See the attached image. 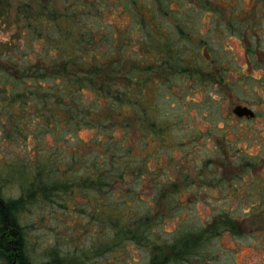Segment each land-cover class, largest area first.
Wrapping results in <instances>:
<instances>
[{
  "label": "rangeland",
  "instance_id": "1",
  "mask_svg": "<svg viewBox=\"0 0 264 264\" xmlns=\"http://www.w3.org/2000/svg\"><path fill=\"white\" fill-rule=\"evenodd\" d=\"M99 2L117 48L132 36L127 51L140 52L151 70L147 100L158 108L147 111L148 123H168L165 139L148 138L149 173L136 186L150 202L134 199L127 186L101 194L23 185L22 172L31 173L41 155L65 166L69 144L62 139L56 146L51 135L40 140L30 125L14 131L0 119V197L23 199L27 254L37 264H157L165 258L164 264H264V0H175L166 9L162 0ZM6 27L12 24L0 27V40L13 31ZM237 105L257 117L239 118ZM154 178L162 190L179 192L180 205L161 207L167 215L135 238L139 221L133 219L149 205H165L156 200ZM223 209L238 218L239 233L223 230L200 250H189L190 239L183 245L186 232H200Z\"/></svg>",
  "mask_w": 264,
  "mask_h": 264
},
{
  "label": "trees",
  "instance_id": "2",
  "mask_svg": "<svg viewBox=\"0 0 264 264\" xmlns=\"http://www.w3.org/2000/svg\"><path fill=\"white\" fill-rule=\"evenodd\" d=\"M99 1L108 3L65 0L60 8V0H0V27L12 24L6 28L13 29L9 37L0 40V106L5 109L0 119L12 123L14 131L22 133L30 125L40 140L51 135L56 146L60 147L62 139L69 144L71 159L65 166L51 160L54 156L41 155L31 173L22 172L23 185L36 184L44 192L87 189L101 194L127 186L134 199L150 202L136 186L146 182L149 173V157L144 155L148 138L165 139L162 133L168 123H148L147 111L156 113L158 108L147 100L151 70L140 52L134 56L127 51L132 36L125 48H117L114 30L101 21L106 8L100 7ZM170 1L175 0H162V8ZM92 10H98L97 15L92 16ZM179 31L187 36L182 27ZM82 130L92 135L82 138ZM73 170L78 174L71 175ZM28 174L31 177L24 178ZM152 183L156 200L165 205H149V210L133 219L139 221L135 238L144 235L148 222L167 215L161 207L168 206L169 211L180 205L179 192L162 190L155 178ZM22 205V197H0V258L5 264H37L26 252L24 227L19 221ZM237 222L235 214L223 209L200 232H186L189 235L183 245L190 239L194 245L189 250H200L205 241L223 230L239 233Z\"/></svg>",
  "mask_w": 264,
  "mask_h": 264
},
{
  "label": "water",
  "instance_id": "3",
  "mask_svg": "<svg viewBox=\"0 0 264 264\" xmlns=\"http://www.w3.org/2000/svg\"><path fill=\"white\" fill-rule=\"evenodd\" d=\"M233 112L240 117L244 115L251 117L254 114L251 108H249L248 106H243V105L235 106V108L233 109Z\"/></svg>",
  "mask_w": 264,
  "mask_h": 264
},
{
  "label": "flooded vegetation",
  "instance_id": "4",
  "mask_svg": "<svg viewBox=\"0 0 264 264\" xmlns=\"http://www.w3.org/2000/svg\"><path fill=\"white\" fill-rule=\"evenodd\" d=\"M243 106H245V105H243ZM250 108V107H249ZM252 109V108H251ZM252 111H253V116H251V117H249V116H247V115H244V116H242V117H240V116H238L237 114V116L239 117V118H241V119H253V118H255V117H257V112L255 111V110H253L252 109ZM234 113V112H233ZM235 114V113H234Z\"/></svg>",
  "mask_w": 264,
  "mask_h": 264
}]
</instances>
